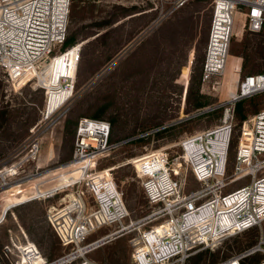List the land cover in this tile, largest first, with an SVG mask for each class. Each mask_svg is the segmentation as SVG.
<instances>
[{"label": "rangeland", "instance_id": "1", "mask_svg": "<svg viewBox=\"0 0 264 264\" xmlns=\"http://www.w3.org/2000/svg\"><path fill=\"white\" fill-rule=\"evenodd\" d=\"M173 4L174 0H72L67 38L74 41L56 49L62 54L47 69L44 84L50 90L49 108L69 95V91L50 89L55 75L74 74V87L64 107L49 115L46 89L38 80L33 77L19 85L12 83L0 65V264H19L16 246L27 240L38 247L42 255L38 259L47 263L69 251L60 245L46 220L47 208L62 202L69 190L60 189L51 197L46 194L69 180L70 174L78 175L76 171L64 174L63 179L55 177L64 172L58 168L72 156L80 117L109 122V143L114 146L94 161L93 170H109L129 212L121 226L103 227L87 242L119 226L127 230L85 257L96 264H132L130 240L138 231L136 225L128 224L144 216L148 207L141 179L130 161L161 148L177 156L183 137L219 124L224 109L230 106L226 103L230 74L240 72L242 77L264 71V27L250 32L243 9H238L229 44L227 78L220 92V75L203 81L201 63L211 0H189L174 10ZM190 51L193 58L184 91L177 76ZM262 108L264 92L242 99L244 119L233 109L228 184L223 192L248 181L232 178L236 146L243 121ZM7 169L9 174H5ZM181 176L185 191L201 186L184 168ZM260 239L264 241V220L168 264H219ZM263 256L257 252L241 264H251Z\"/></svg>", "mask_w": 264, "mask_h": 264}, {"label": "built area", "instance_id": "2", "mask_svg": "<svg viewBox=\"0 0 264 264\" xmlns=\"http://www.w3.org/2000/svg\"><path fill=\"white\" fill-rule=\"evenodd\" d=\"M188 1L174 0L173 10ZM71 2L0 0V65L12 83L19 85L33 77L38 80L40 87L46 89L47 115L63 108L73 92L74 74L73 77L55 75L56 81L50 89L69 88L70 92L64 100L49 108L50 90L44 82L48 78L49 65L62 54H57L56 49L67 38ZM238 9H243L250 32H258L264 27V0H211L210 24L201 65L203 81L216 79L221 74ZM261 92H264V71L245 74L239 78L236 96L227 99L230 106L224 109L219 124L183 137L177 156L172 157L166 148H161L130 161L141 179L140 186L148 207L144 216L128 224L136 225L138 231L130 240L132 264H168L175 259H184L195 248L219 243L264 220V108L243 121L236 146L232 178L248 181L223 192L228 184L227 159L234 105ZM109 135L108 121L79 118L72 156L58 168L64 172L55 177L63 179L64 174L76 171L78 175L70 174L69 180L46 194L51 197L60 189L69 190L62 202L50 205L46 210L48 224L60 245L69 251L43 264H96L85 254L127 230L120 228L122 220L129 214L122 191L107 172L109 170H93L94 161L107 155L114 146L109 143ZM183 168L201 184L199 188L185 191L181 179ZM114 224L120 226L87 242L97 230ZM16 248L19 264H32L42 257L33 242L25 241ZM257 252L264 254L262 239L219 264H241L244 258ZM251 264H264V256Z\"/></svg>", "mask_w": 264, "mask_h": 264}, {"label": "bare ground", "instance_id": "3", "mask_svg": "<svg viewBox=\"0 0 264 264\" xmlns=\"http://www.w3.org/2000/svg\"><path fill=\"white\" fill-rule=\"evenodd\" d=\"M228 60H229V53L227 55V59H226V63L221 71V74H220V81H219V84H218V88H219V92L223 86V82L226 80V72H227V66H228ZM239 78H240V72L237 73V74H230L229 78L227 79V86H228V92H227V96L229 98H231L232 96H236L237 94V88H238V83H239ZM52 87V86H51ZM55 90H57L59 93H63L65 91H69L70 92V89H57V88H54ZM227 99V98H226ZM225 99V100H226ZM228 181V180H227ZM124 229H127L124 228ZM81 253H82V250H81ZM45 262L44 258H40V259H36L35 262H33L32 264H43Z\"/></svg>", "mask_w": 264, "mask_h": 264}, {"label": "crops", "instance_id": "4", "mask_svg": "<svg viewBox=\"0 0 264 264\" xmlns=\"http://www.w3.org/2000/svg\"><path fill=\"white\" fill-rule=\"evenodd\" d=\"M208 29H209V26H208ZM207 34H208V30H207ZM206 39H207V36H206ZM205 45H206V42H205ZM204 48H205V46H204ZM203 56H204V49H203ZM192 58H193L192 51H190L189 54H188V58H187L186 64L181 68V71H180V73L177 76V82L185 87L184 91H185V89H186V87L188 85V79H189V75H190V71H191ZM202 60H203V58H202ZM201 65H202V63H201Z\"/></svg>", "mask_w": 264, "mask_h": 264}, {"label": "trees", "instance_id": "5", "mask_svg": "<svg viewBox=\"0 0 264 264\" xmlns=\"http://www.w3.org/2000/svg\"><path fill=\"white\" fill-rule=\"evenodd\" d=\"M73 41L74 40L72 38H69V39L67 38L63 45L64 46L71 45V44H73ZM241 110H242V100H239L234 105V112L236 114H239L241 116V118L244 119V117L241 115ZM241 263H243V260L241 261Z\"/></svg>", "mask_w": 264, "mask_h": 264}]
</instances>
